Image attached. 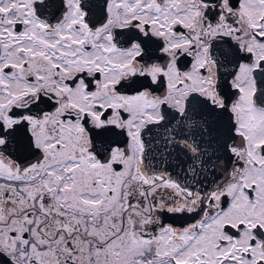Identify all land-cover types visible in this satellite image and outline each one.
Instances as JSON below:
<instances>
[{
	"label": "snow or ice",
	"instance_id": "1",
	"mask_svg": "<svg viewBox=\"0 0 264 264\" xmlns=\"http://www.w3.org/2000/svg\"><path fill=\"white\" fill-rule=\"evenodd\" d=\"M0 264H264V0H0Z\"/></svg>",
	"mask_w": 264,
	"mask_h": 264
}]
</instances>
